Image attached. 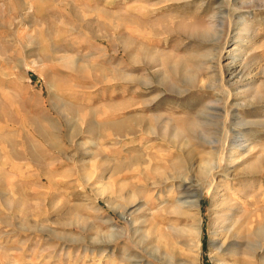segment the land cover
<instances>
[{"label": "rangeland", "instance_id": "374dc122", "mask_svg": "<svg viewBox=\"0 0 264 264\" xmlns=\"http://www.w3.org/2000/svg\"><path fill=\"white\" fill-rule=\"evenodd\" d=\"M157 115L198 131L177 142L181 120L167 136L131 122ZM157 149L179 151L194 186L149 171ZM260 156L264 0H0V264H242L264 242ZM180 192L200 193L190 217Z\"/></svg>", "mask_w": 264, "mask_h": 264}, {"label": "bare ground", "instance_id": "6f19581e", "mask_svg": "<svg viewBox=\"0 0 264 264\" xmlns=\"http://www.w3.org/2000/svg\"><path fill=\"white\" fill-rule=\"evenodd\" d=\"M201 31H203V30H201ZM142 47V46H141ZM141 47L140 48H138L137 49V52H136V55L135 56H137V57H141L140 55L142 54V50H143V48L141 49ZM144 55H146V54H144ZM144 55H142L143 57H145ZM134 56V55H133ZM134 56V57H135ZM141 59V58H140ZM134 60H135V58H134ZM135 62H136V60H135ZM225 70V69H224ZM142 85V84H141ZM26 103V105H27V107H30L31 106V103H30V101H26L25 102ZM58 103V102H57ZM63 106V105H62ZM62 109V108H61ZM74 109V108H73ZM72 109V110H73ZM68 110V109H67ZM71 110V109H70ZM32 111H33V109H32ZM57 112V114H59V115H61L60 114V111H56ZM73 112V111H72ZM71 112V113H72ZM62 113V112H61ZM74 113V112H73ZM72 113V114H73ZM30 114V113H29ZM76 114H74V116H75ZM31 117H33V116H31ZM30 117V118H31ZM72 117V116H71ZM74 118V117H73ZM64 119V121L66 122V124H67V126H69V124H70V122H68V118H63ZM153 119L154 120H157V124H155V126L154 127H150V126H148L147 125V122H146V120H145V118H137V119H132V123H135L134 125H136L137 127H139V128H141V130L144 132V133H148L149 135H151V136H157L158 134H159V132L161 131V133H162V135L163 136H167V133L169 132V130H168V125H170V124H173V123H175V121L176 122H179L180 120L181 121H183L184 123H185V127L184 128H182V129H180V128H177V127H175V129L171 132V134H172V136H173V138L177 141V142H179V141H182L183 139H184V137H185V135H186V131L187 132H197L198 131V129H197V127H198V124L197 123H195V121L193 120V121H190V120H188V119H182V117H180V119H170V120H166L167 122H165V124H164V122H163V119H164V117L162 116V115H157V116H153ZM34 120V119H33ZM75 120V119H74ZM32 121V120H31ZM30 121V122H31ZM33 123V122H32ZM55 123V122H54ZM243 123H245V121L243 122ZM39 124V123H38ZM37 124V122L35 121V124H34V130L38 133H36L37 134V136L39 135L45 142H46V144H48V146L49 147H51L52 146V143L55 141V137L52 135V134H49V133H47L46 132V130H44V129H42L41 127H39V125ZM72 124V123H71ZM33 125V124H32ZM92 125V124H91ZM94 125V124H93ZM92 125V126H93ZM36 126V127H35ZM57 126V125H56ZM65 126V125H64ZM132 126V125H131ZM58 127V126H57ZM62 127V126H61ZM60 127V128H61ZM96 127V126H95ZM122 125H120V126H117V129L120 131L121 129H122ZM59 128V129H60ZM63 128V127H62ZM172 128V127H171ZM58 129V130H59ZM95 129V128H94ZM92 127H90V126H88V128H87V131L89 132V133H91V132H94L93 130H94ZM127 129V128H126ZM171 130V129H170ZM117 131V130H116ZM126 131V130H125ZM170 133V132H169ZM229 134V133H228ZM161 136V135H160ZM162 136V137H163ZM206 137V136H205ZM164 138V137H163ZM229 137H228V135H227V137H226V134H225V137L221 140V141H219V143L221 144V150L218 152V158H216L217 159V161H211V165H210V167L212 166V168H213V172H218L217 171V169H219V167H220V165H221V156L222 155H224V153H225V150H226V140L228 139ZM58 139V138H57ZM164 139H166V137L164 138ZM170 142H171V140H169ZM168 141V142H169ZM186 141H187V139H186ZM169 142V143H170ZM170 144H172V143H170ZM186 144V143H185ZM233 144V143H232ZM235 144V143H234ZM237 144V143H236ZM255 144V143H254ZM253 144V145H254ZM250 145V144H249ZM249 145H248V147H249ZM232 146V145H231ZM182 147L183 146H181L180 147V149L182 150ZM238 147V146H237ZM52 148V147H51ZM50 148V149H51ZM236 148V147H235ZM247 148V147H246ZM178 149V148H177ZM237 149V148H236ZM188 153H187V161H186V163H189V164H191L192 165V163L194 162V160H195V158H196V155H197V153H196V151L193 149V148H188ZM251 150V149H250ZM32 151V150H31ZM29 152L28 153V160L29 159H31L32 161H34V162H40V160H42L41 158H39L38 157V155L36 156V155H34L32 152ZM34 151V150H33ZM162 151V152H161ZM163 151L164 150H162V149H157V151L156 152H152L151 154H146L145 153V156L144 157H142V160H144V162L148 165L147 167H148V169H149V171L150 170H152V166L153 165H158V166H161V165H163L164 167H165V173H164V175H163V180L164 181H166V182H168V181H175L176 180V182H177V180H179V188L181 189V188H183L184 189V187H186L185 185H187V186H194V183H195V178L193 177V175H192V173H193V165L192 166H190L189 168H187V169H184L183 168V165L185 164V161L183 160V158L181 157V154L179 153V151L176 153H172V151H166V152H168V153H163ZM254 151V150H253ZM35 152V151H34ZM174 152V151H173ZM250 152V151H249ZM36 153V152H35ZM229 153H231V150H230V152ZM237 153V152H236ZM239 153V152H238ZM37 154V153H36ZM215 155H216V153H214ZM214 154H212L213 156H214ZM251 154V153H250ZM231 155H232V153H231ZM140 156V155H139ZM225 156V155H224ZM255 156V155H254ZM211 157V156H210ZM228 157V159L230 160V155L229 156H227ZM239 157V156H238ZM19 158V157H18ZM140 159V158H139ZM138 159V160H139ZM212 159V158H211ZM43 161V160H42ZM41 161V162H42ZM227 161V160H226ZM207 163V162H206ZM205 163V164H206ZM231 163V162H230ZM256 164H253V166H255V168L257 169L259 166H262V165H264V158H262L261 156L260 157H257L256 158V162H255ZM207 164V165H208ZM185 166V165H184ZM136 168H138V167H136ZM208 167H203L202 168V170H203V172H208ZM255 169V170H256ZM258 170V169H257ZM140 172V171H139ZM253 172V171H252ZM158 173V172H157ZM255 173V172H254ZM139 174V173H138ZM140 174H142L143 175V173H140ZM157 180V179H156ZM157 182V181H156ZM159 182V181H158ZM160 183V182H159ZM174 184H176V183H174ZM141 185V184H140ZM154 185H157V183H154ZM177 186V185H176ZM175 187V186H174ZM154 188V187H153ZM153 188H151V189H153ZM138 189H140V188H138ZM140 190H142V189H140ZM160 190V189H159ZM176 190V189H175ZM162 193V192H161ZM129 195V194H128ZM127 195V196H128ZM150 196L149 197H152V195L151 194H149ZM156 195V194H155ZM154 195V196H155ZM117 197V196H116ZM131 197V196H130ZM148 197V196H147ZM156 197V196H155ZM110 198V197H109ZM191 197H187V196H184V195H182V192H180L179 193V195L178 196H176V198H175V200H173L172 201V203H171V205H172V208L174 209V210H176L178 213H183V215H185L186 217H190L191 216V213H192V211H198L199 210V198H200V193H198L197 195H196V197H195V199H193V198H191ZM132 199V198H131ZM148 200V199H147ZM140 201V200H139ZM105 202H107V204L108 205H111V203H110V201H109V199L108 200H105ZM134 202V201H133ZM160 205H164V204H160ZM170 205V204H169ZM161 206V207H162ZM140 211H141V209H140ZM138 212H139V210H138ZM193 214V213H192ZM182 215V216H183ZM123 219L125 220V221H130L131 223L130 224H132L133 223V220L131 219V218H129L128 216H126V215H123ZM226 219H224V221H225ZM227 220H228V218H227ZM231 222H234V221H232L231 220ZM224 224H225V222H223ZM134 224V223H133ZM223 224V225H224ZM232 224V223H231ZM231 224H230V226H231ZM236 224V223H235ZM234 223H233V225H235ZM136 225V224H135ZM228 225V224H227ZM224 227H226L227 228V226L225 225ZM225 228V229H226ZM229 228H231V227H229ZM195 230L197 231V233H199V231H200V228H199V225H197L196 227H195ZM231 230V229H230ZM234 230V229H233ZM232 231V230H231ZM255 231V230H254ZM259 234H261L262 232H264V225H263V227H261L260 229H259ZM230 233V232H229ZM234 233V232H233ZM255 233V232H254ZM256 235H258L257 233H256ZM105 236V235H104ZM230 236V235H229ZM108 237H114V232H111L109 235H108ZM234 237H235V235H234ZM146 238V237H145ZM109 240V239H108ZM113 240V239H112ZM254 243V242H253ZM231 244V243H230ZM238 245V244H237ZM230 246V245H229ZM239 246V245H238ZM222 248H223V246L220 248V250H222ZM237 248V247H236ZM248 249H249V259L248 260H243L242 261V264H257V261H256V257H257V252L259 251V250H264V242L263 243H260L259 241L258 242H256L255 244H251V245H249L248 246ZM153 250H155V249H152V251ZM157 253H158V250L156 249L155 250ZM156 254V253H155ZM167 256V255H166ZM136 257H138V260H140V261H143V258L141 257V256H136ZM141 257V258H140ZM164 257V256H163ZM166 258V257H165ZM171 258V257H170ZM169 258V259H170ZM166 260V259H165ZM164 260V261H165ZM171 260V259H170ZM163 261V260H162ZM177 262H179V261H177ZM181 262V261H180ZM141 262H137V264H140ZM259 263V262H258ZM261 264H264V257H261Z\"/></svg>", "mask_w": 264, "mask_h": 264}]
</instances>
